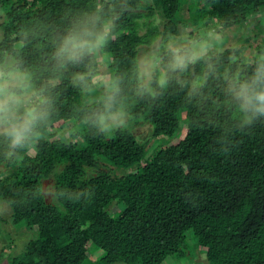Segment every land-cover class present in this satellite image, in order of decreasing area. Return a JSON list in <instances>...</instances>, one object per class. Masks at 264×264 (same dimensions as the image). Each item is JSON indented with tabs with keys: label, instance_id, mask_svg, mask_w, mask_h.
Returning <instances> with one entry per match:
<instances>
[{
	"label": "trees",
	"instance_id": "obj_1",
	"mask_svg": "<svg viewBox=\"0 0 264 264\" xmlns=\"http://www.w3.org/2000/svg\"><path fill=\"white\" fill-rule=\"evenodd\" d=\"M156 14L163 34L191 28V43L156 49ZM262 14L264 0H0V84L20 79L4 85L5 123L34 116L19 144L0 132V201L32 235L4 264H264V114L239 95L264 91V28L196 57L204 40L219 45L210 30ZM105 32L79 59L58 56L69 37Z\"/></svg>",
	"mask_w": 264,
	"mask_h": 264
},
{
	"label": "rangeland",
	"instance_id": "obj_2",
	"mask_svg": "<svg viewBox=\"0 0 264 264\" xmlns=\"http://www.w3.org/2000/svg\"><path fill=\"white\" fill-rule=\"evenodd\" d=\"M151 21L155 22V25L159 26L160 28L158 30V37L155 40L156 49L161 46L163 43L165 46L170 47H183L185 45H188L191 43V40L188 39V35L192 31L191 28H183L181 29L182 39H178V37L170 36L168 34H163L161 24L163 22L162 17L159 14H156L155 18ZM264 28V14L257 15L256 17L251 18V20L244 25L242 28H232L230 30H226L223 33H215V31L212 29L210 30L209 35L214 39L217 40L219 43L215 44L210 42L209 40H204L203 47L198 48L196 57H200L210 50L217 49L218 51H221L222 49L228 48L230 46H241L243 44H246L247 38H250L252 35L256 34L260 29ZM149 30L148 25H144L142 28V33L145 34ZM262 37V36H261ZM164 39L166 42H164ZM260 40V39H259ZM249 47V46H248ZM151 52H142L140 54V67L141 70L149 77L152 76L153 72V64H152V58H151ZM102 66L101 71L104 72L105 76L102 77L100 80L104 85L108 84L110 80V71L107 68V65L104 64L102 59H100ZM5 73L0 71V79L4 76ZM20 81L19 77L15 74H9L7 78L3 79V83L5 87L10 85H16ZM12 95L11 94H4L0 95V103H3L5 106L12 101ZM18 101V100H17ZM31 102V98H28V95L25 96L22 100L20 99V102H16L14 106V115H17L21 112L23 107H26ZM12 125H9L8 123H1L0 125V132L3 130H6L7 128H11ZM150 128L148 126H137L135 128V132L138 134L141 140L144 141L149 135H150ZM144 138V139H143ZM173 140H171L172 142ZM171 142L169 144H171ZM163 144L162 140H155L150 143L149 149H154L155 147H158ZM31 154H34V152H31ZM53 190H54V181H48L45 182V194L47 195L48 199H53ZM120 209H123V206H119ZM113 210L117 211L116 208ZM31 233L29 234L25 229H17L13 224L11 220V210L10 208L0 201V252L5 247H8L5 257V262H2V264L6 263L7 258L9 255H16L19 252H21L26 242H28L30 238ZM190 244H194V240L189 241ZM205 255L198 254L197 257L194 260L191 261H184L181 260L180 264H204L205 262ZM164 264H179L176 262L175 257H169Z\"/></svg>",
	"mask_w": 264,
	"mask_h": 264
},
{
	"label": "clouds",
	"instance_id": "obj_3",
	"mask_svg": "<svg viewBox=\"0 0 264 264\" xmlns=\"http://www.w3.org/2000/svg\"><path fill=\"white\" fill-rule=\"evenodd\" d=\"M106 35L101 34L96 37L95 43L92 40L86 39L80 36H71L65 40L64 46L58 52V56L61 58H66L68 60H77L84 53L85 50H91L92 47L98 45ZM183 57L178 58L177 65L180 66L183 63ZM4 93V85L0 84V95ZM240 98L243 100L242 108L245 111L251 110L253 114H264V91H252L249 86H242L240 91ZM16 102V101H14ZM9 108L6 107L3 103H0V123L7 122V113ZM34 116L32 112L28 113V118L24 121L23 124L17 125L12 124L8 135L13 138L14 144L21 143L26 135L31 131V125L33 122Z\"/></svg>",
	"mask_w": 264,
	"mask_h": 264
}]
</instances>
